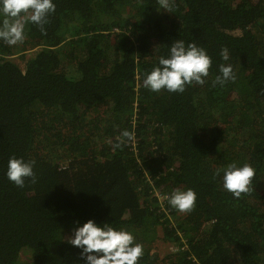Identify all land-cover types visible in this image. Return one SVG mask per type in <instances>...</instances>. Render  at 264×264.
Here are the masks:
<instances>
[{
	"label": "trees",
	"instance_id": "trees-1",
	"mask_svg": "<svg viewBox=\"0 0 264 264\" xmlns=\"http://www.w3.org/2000/svg\"><path fill=\"white\" fill-rule=\"evenodd\" d=\"M169 2L54 0L46 35L0 41V264H83L68 238L87 219L132 232L139 264H264V0ZM175 39L206 48L209 77L150 92ZM36 47L24 69L10 58ZM222 63L236 79L212 86ZM13 155L35 160L36 183L6 178ZM232 162L255 169L239 197L215 176ZM178 188L196 192L191 212L169 206ZM157 226L180 251L151 252Z\"/></svg>",
	"mask_w": 264,
	"mask_h": 264
},
{
	"label": "clouds",
	"instance_id": "clouds-1",
	"mask_svg": "<svg viewBox=\"0 0 264 264\" xmlns=\"http://www.w3.org/2000/svg\"><path fill=\"white\" fill-rule=\"evenodd\" d=\"M159 3L168 12L172 10L169 0H159ZM55 11L54 0H0V17L3 18L0 21V41L10 47L23 44L28 24L38 26L41 33L46 35L44 25ZM220 56L227 62L228 49H222ZM211 66L212 58L206 48L195 41L175 39L168 45L165 54L156 57L151 70L143 75L142 83L153 93H160L162 90L183 93L186 87L193 84L204 85ZM235 79L232 65L222 63L211 84L223 87ZM133 138L134 133L125 130L118 137L119 142L115 146L120 147ZM35 163V160L11 156L7 162L6 178L20 188L25 186L26 180L36 183ZM215 176L219 177L223 190L239 197L249 191L255 169L249 163L232 162L219 169ZM196 200L197 194L192 188H178L171 192L167 202L177 212L188 213L195 207ZM68 243L80 250L83 264H139L144 256V246L137 242L132 232L114 227L107 221H75Z\"/></svg>",
	"mask_w": 264,
	"mask_h": 264
},
{
	"label": "rangeland",
	"instance_id": "rangeland-1",
	"mask_svg": "<svg viewBox=\"0 0 264 264\" xmlns=\"http://www.w3.org/2000/svg\"><path fill=\"white\" fill-rule=\"evenodd\" d=\"M38 49H39V47L27 49L25 51L24 58L20 57V53L14 54L13 56H10V58L15 63H17L22 69H24L25 60L28 57L34 55V52L37 51ZM69 69H73V67H69ZM155 196L158 197L159 201L163 200V197L161 195H159L158 191L155 193ZM168 217L171 220L173 219V217H170L169 215H168ZM180 249H181V246L179 244L165 240L163 233L160 229V226L156 227L155 238H154L152 245H151V252L152 253L157 254L158 257L161 259V258H164L165 256H168V255H171L173 253L180 251Z\"/></svg>",
	"mask_w": 264,
	"mask_h": 264
}]
</instances>
